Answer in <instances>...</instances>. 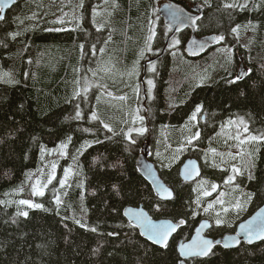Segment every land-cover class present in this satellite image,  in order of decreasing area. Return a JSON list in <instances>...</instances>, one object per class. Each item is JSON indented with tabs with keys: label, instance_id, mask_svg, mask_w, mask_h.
I'll use <instances>...</instances> for the list:
<instances>
[{
	"label": "trees",
	"instance_id": "16d2710c",
	"mask_svg": "<svg viewBox=\"0 0 264 264\" xmlns=\"http://www.w3.org/2000/svg\"><path fill=\"white\" fill-rule=\"evenodd\" d=\"M86 1L67 11L72 22L84 17L82 29L73 32L65 21L55 30L62 20L55 13L73 0H16L0 21V264H180L177 243L189 239L200 220L209 219L212 227L206 234L218 238L234 232L264 203V141L238 146L232 139L235 125L228 124L243 118L250 134L264 132V0H247L243 10L223 7L234 0H163L187 9L202 6L196 34L223 35L224 40L199 56L188 54L183 45L190 30L185 29L176 37L181 44L174 49L168 45L152 63L155 71L144 75L142 62L159 52L169 32L156 0H107V16L93 19L84 9ZM97 2L103 7L106 0ZM100 23L104 30H94ZM105 53L101 62L108 70L93 75L94 58L103 59ZM240 56L248 73L229 83ZM197 106L201 112L192 120ZM93 112L99 119H92ZM140 127L146 129L142 135H125ZM220 129L225 139L219 138ZM143 143L173 189L169 201L158 199L136 167ZM62 144L67 147L61 149ZM189 156L202 162L204 172L186 183L179 166ZM49 161L56 164L55 178L43 196H34L35 181L47 183L44 174L34 176ZM230 174L233 181L225 183ZM247 194H253L252 200L242 211L234 209L236 199L245 202ZM20 200L42 207L30 208ZM210 203L213 208L205 212ZM138 205L155 219L185 221L168 248L143 239L123 217L126 206ZM21 211L28 216L17 215ZM80 211L84 216L79 220ZM218 218L223 221L219 225ZM213 253L186 264H264V240L233 249L217 244Z\"/></svg>",
	"mask_w": 264,
	"mask_h": 264
},
{
	"label": "snow or ice",
	"instance_id": "6c2138e0",
	"mask_svg": "<svg viewBox=\"0 0 264 264\" xmlns=\"http://www.w3.org/2000/svg\"><path fill=\"white\" fill-rule=\"evenodd\" d=\"M107 2V0H106ZM81 7L83 6L82 3L80 5ZM259 4L254 5V7L259 8ZM223 7L225 9H235L237 7H239L240 9H247L248 7V2L247 0H245V3L243 4H238L235 2L232 3H225L223 5ZM3 9H0V12H2ZM94 16L98 15V13L94 12L93 13ZM66 15V14H65ZM4 17L0 16V20H3ZM191 19V18H189ZM60 23H63V20L58 21ZM95 22V21H94ZM192 23L195 24V20H192ZM105 27V23H100L97 26V31H100L101 29H103ZM239 25L235 28L232 29L233 33H238V29H239ZM155 36V32L152 31L151 34L148 36V40L151 41L152 38ZM13 38H15V34H13ZM112 39L111 35H109L108 40L110 41ZM215 40L217 42L223 41L224 40V36L223 35H219L215 37ZM108 41H105V43H107ZM180 41L179 40H174L173 41V46L179 44ZM201 47H203V45H200ZM83 47V46H82ZM93 47V54H95V45L92 46ZM150 50V49H149ZM99 51L101 53H103L105 51L104 48H100ZM108 69H103V68H98L96 70H91L93 71V75H96L98 71H107ZM148 71H155V65H151L148 69ZM242 75L238 74L234 80L229 81V83H235L237 80L242 79ZM77 83H79L77 81ZM147 84L149 85L148 88V94L151 95V91H152V87H153V81L151 79H149L147 81ZM87 87L84 89V91H87ZM135 91L137 92V94L139 93V86H136ZM109 95H111V93H108ZM76 95H79V93H76ZM119 99L124 100L126 99V97H119ZM201 107L202 106H197L195 111L193 112L192 116L190 119L195 120L197 117V113L201 112ZM77 118L80 116V112L76 113ZM92 119L93 120H97L99 119V117L97 116V114L95 112L92 113ZM136 119L139 120H143L142 116H138L136 117ZM133 123H135V119L133 120ZM239 124L243 126V130L245 133L249 132V128H248V124L247 122L243 119V118H239L238 122L237 121H233V120H229L228 124L229 125H233V124ZM104 127L108 129V131H112L111 127L108 124H104ZM135 131L138 134H143L146 129L143 127L140 128H129L128 132L125 133L126 136H128L131 139V133ZM199 137V133H195V135L190 138L188 140V143L190 144L192 139H196ZM232 139H235L238 141V146L240 145H245L251 142H259V141H264V132L259 133V134H250L247 135L244 139H241L240 135H236L235 137H232ZM133 143L135 141H132ZM61 149H64L67 147L66 144H62ZM214 151V150H213ZM43 152V149H42ZM61 155H63V152H61ZM231 155V153L229 154ZM191 163V162H190ZM52 168V173L49 174L47 176V183L46 184H41V181L39 179H37L35 181V183L32 185V194L34 196H43L44 195V188L47 187V184H50L52 182V180L55 178V169H56V164L53 163L51 165ZM233 172L239 174L240 170L238 168L233 167ZM197 175H199V172L197 171ZM68 176V170H65V178H67ZM31 178V177H30ZM249 178L251 179L252 177L249 176ZM234 177L233 176H229L228 179L225 181V183H231L233 181ZM66 182L65 180H61L60 183L63 186ZM212 190L215 191L217 188V185L212 184L211 185ZM162 192L165 193L168 197H172L173 193L171 191H169L168 189L164 188L162 189ZM204 195H209L208 192H205ZM221 197L224 195V193L220 194ZM252 196L253 194H247L246 196V201L245 202H241L239 199H236L235 203L232 204V207L234 209H236L237 211H242L244 209V203L246 202H250L252 200ZM58 204L60 203L59 198H57L56 201ZM197 203H199V199L197 200ZM216 203L219 204H223L224 200L223 199H218L216 201ZM19 204L21 205H27L30 208H41L42 205L38 204V203H32L29 200H20ZM213 208V204H208V207L204 209L205 212H208L209 209ZM157 211H159V208H157ZM225 212L228 211L227 208L224 209ZM129 215L133 216L137 222V225L144 229V232L141 233V235H146L148 240H151L154 244L160 245L162 248H168L169 247V238L172 236V234L177 230L178 227H180L181 225H183L185 223V221L183 219L179 220L177 223H171V222H167V223H160V224H156L153 223L151 218L148 217L143 211H139V212H133V211H129L128 213ZM261 214H264V209L260 210V213H258L257 215L260 216ZM17 215L19 216H24L27 217L28 216V212L27 211H21L18 212ZM223 221L220 220L219 218L216 220V223L219 225L221 224ZM76 223H80V221H76ZM82 227L84 225H81ZM130 227H132V225H129ZM208 227L207 223L201 224L200 228L197 229V236L196 238H194L190 243L187 244H180L179 245V255L181 257H206L209 254H215L213 253V248L215 246V244H220V241H213L210 239H204L200 236V229ZM241 230L245 233V235L248 237V242L252 243L253 238L255 239H259V240H264V221H261L260 223H256V219L254 218L252 221H249L247 224H242L241 226ZM92 232H95L96 229L95 228H91L90 229ZM109 235H114V233H109ZM237 244L239 243L238 240L235 241ZM224 247L227 248L229 247L228 244H224ZM99 249H95V252H98ZM180 264H185V262L183 260L180 261Z\"/></svg>",
	"mask_w": 264,
	"mask_h": 264
},
{
	"label": "water",
	"instance_id": "95a60500",
	"mask_svg": "<svg viewBox=\"0 0 264 264\" xmlns=\"http://www.w3.org/2000/svg\"><path fill=\"white\" fill-rule=\"evenodd\" d=\"M13 2H14V0H0V9H3V11L0 12V16L4 15L5 11L11 6V4ZM201 13H202V9L198 4H193L190 7V9H187L183 5L176 3V2H173V1L160 5V7L158 9V14L162 18L164 23L171 28V32L167 36L165 44H167L170 37L176 31L181 30L185 27H189L190 28V36H189V39L186 43L187 49L189 47L195 46L197 51L199 50L202 52L206 48H208L212 44V42L214 40V36L211 35V36L197 37L195 35V24L192 23V20H196L201 15ZM189 18H191V19H189ZM201 44L203 45V47L200 46ZM149 60H151V59H149ZM246 69H247V67L245 66L243 60L240 59L239 64H238L237 69H236V76L238 74H240L244 78L248 73V70H246ZM148 151H149V149H148L147 145L144 144L142 146L141 153L138 154L141 157L136 159L137 169H138L139 173L141 174V176L143 178H145L148 181V183L152 186L156 196L159 199L170 200L173 197V195H172V197H168L165 193L162 192V189L166 188L173 193L172 189L170 187H168L166 185V183L163 181V179L160 177V175H159L155 165L153 164V162L148 160V158H144V155H146L148 153ZM197 171L199 172V175H200V166H199L198 161L195 158H187L180 165L179 176L181 177V179L183 181H192L196 177L199 176V175H197ZM261 209H264V204H262L257 210H255L246 219L240 221L236 226L235 233L227 234V235L223 236L222 238H218L215 240L205 236L206 231L210 228V225H211L209 220H207V219L201 220L197 224V226L195 227L194 232H193L192 236L190 237V239L185 241V242L180 241L178 243V245H177L178 254H179V245L182 243H184V244L190 243L194 238H196L197 229L200 228V225L204 224V223H207L208 227L200 229V236L204 239L213 240L214 242L220 241L223 246H224V244H228L230 248H233V247L237 246L241 241H243L247 244H254V243L261 241L259 239L253 238L252 243H249L248 237L245 235V233L241 230V227H240L242 224H247L249 221H252L254 218L256 219V223H260L261 221H264V214H261L260 216L257 215L258 213H260ZM130 210L133 212L143 211L148 217H150V215L145 211V209L142 208V206H138V207L128 206L124 209L123 214L126 217V219H128L132 224H134L138 228V230L141 234L142 232H144V229L140 228L137 225L135 218L128 214ZM150 218H151L152 222L156 223V224L167 223V222L175 223L169 219H153L152 217H150ZM176 231L172 234V236L176 233ZM141 236L144 239L148 240L146 235H141ZM171 237L169 238V240L171 239ZM236 240L239 241L238 244L235 242ZM148 241L150 243H153L151 240H148ZM154 245L161 247L160 245H157V244H154ZM180 258L186 264L185 260L193 258V257H181L180 256Z\"/></svg>",
	"mask_w": 264,
	"mask_h": 264
},
{
	"label": "rangeland",
	"instance_id": "374dc122",
	"mask_svg": "<svg viewBox=\"0 0 264 264\" xmlns=\"http://www.w3.org/2000/svg\"><path fill=\"white\" fill-rule=\"evenodd\" d=\"M164 1L163 0H156L155 1V5H156V7H158L159 5H161V3H163ZM69 6L66 8V9H61V11L60 10H58V12H56L55 13V15L56 16H58V20L59 19H62L63 21H65L66 23L64 24V25H66V24H71L72 26L70 27V29H68V30H71L72 32L73 31H76V30H81L82 28L80 27L81 25H83L82 23H83V19H84V17H82L81 18V20H78L77 19V17H76V19H75V21L74 22H72L68 17H67V11H68V9L69 8H71V7H77L78 5H81L80 4V0H73V2L71 3V2H69ZM102 4V2L99 4V5H101ZM99 5H98V2H97V0H87L86 1V3L84 4V9H88V14H89V17H90V19H93V18H99L100 16H107V14H108V12H109V7H110V5L107 3V2H104V6L103 7H99ZM192 5H190V7H191ZM94 12H96V13H98V15H95L94 16ZM158 12V11H157ZM66 14V15H65ZM79 16H81V15H79ZM211 20V18H209V21ZM58 28H59V22H57V25H56V27H55V30H58ZM94 30H96L97 31V27H95V28H93ZM102 30H104V28L102 29ZM177 36H175V37H173L171 40H170V42H169V46L170 45H172L173 46V41L174 40H177V38H176ZM179 40V39H178ZM180 41V40H179ZM220 42H218V44H219ZM179 44H181V42L179 43ZM179 45L177 44V45H175V46H173L172 47V49H174V48H176V47H178ZM107 55L108 54H103L102 55V57H103V59H100L99 57H95L94 58V63H93V70H96V69H98V68H103V69H105V65H103V62H101V61H105V59L107 58ZM238 64H239V60H238V63H237V66H238ZM244 64H245V62H244ZM151 65H153L152 63H150L148 66H147V69L151 66ZM89 66H92V60H91V62H90V64H89ZM237 66H236V69H237ZM245 66H247L246 64H245ZM248 67V66H247ZM236 69H235V72H236ZM101 73H104V71H98L97 72V74H101ZM96 74V75H97ZM90 81H88L87 83H89ZM149 86V85H148ZM237 122H238V120H237ZM235 125V129H234V135L236 136V135H240V137H241V139H244L247 135H249V132L248 133H245L244 132V130H243V126L242 125H239L238 123L237 124H234ZM218 134H219V138L220 139H225L226 138V133L222 130V129H220V132H218ZM215 137V136H214ZM49 160V159H48ZM46 167H48L46 170H44ZM67 170V169H66ZM206 171H208V169H206ZM52 173V168H51V164H50V161L46 164V165H44L43 167H42V169H40V170H38L37 172H36V175L34 176V177H41L43 174H44V181L45 182H47V176L49 175V174H51ZM229 176H233V174H230ZM228 176V177H229ZM227 177V178H228ZM33 178V177H32ZM61 181V180H60ZM219 195H220V193H219ZM217 196V195H216ZM29 198H31V197H29ZM84 215L83 214H81V211L77 214V216H76V218L77 219H81L82 217H83Z\"/></svg>",
	"mask_w": 264,
	"mask_h": 264
},
{
	"label": "bare ground",
	"instance_id": "6f19581e",
	"mask_svg": "<svg viewBox=\"0 0 264 264\" xmlns=\"http://www.w3.org/2000/svg\"><path fill=\"white\" fill-rule=\"evenodd\" d=\"M199 2V1H198ZM16 3V0H14V2L11 4V6L7 9V10H9L14 4ZM166 3H168V2H166ZM162 4H165V3H162ZM161 4V5H162ZM159 7H160V5H159ZM159 7H158V9H159ZM201 7V6H200ZM158 9H157V11H158ZM188 9H190V7L188 8ZM201 9H202V13H201V15L203 14V7H201ZM6 10V11H7ZM6 11H5V13H4V15H3V17L5 16V14H6ZM9 13V12H8ZM159 15V14H158ZM201 15L195 20V35L197 36V37H204V36H214V40H213V42H212V44L208 47V48H206L204 51H197L196 50V47L195 46H193V47H189L188 49H187V41H188V39H187V41L185 42V46H184V48H185V51L188 53V54H192V53H194V54H196V55H201V54H203V53H205V52H207L211 47H213L214 46V44H215V35L214 34H207V35H201V36H199V35H197L196 34V21L201 17ZM160 17V16H159ZM161 18V17H160ZM161 20H162V18H161ZM1 21V20H0ZM162 22L164 23V21L162 20ZM164 25L169 29V32H168V34H167V36L170 34V32H171V28L169 27V26H167L165 23H164ZM189 29L190 30V28L189 27H185V28H183V29ZM183 29H181V30H183ZM181 30H178V31H181ZM178 31H176V32H178ZM124 32V31H123ZM128 32V31H127ZM175 32V33H176ZM175 33L170 37V39L168 40V42H167V44H165V41H166V38H167V36H166V38H165V41H164V45L162 46V48L159 50V52L156 54V55H154V56H151V57H148V58H146L143 62H142V72H143V75L145 74V72L147 71V65L148 64H150V63H152V62H154L157 58H159V57H161L162 55H163V53L165 52V50L167 49V46L169 45V42H170V40L173 38V36L175 35ZM125 36V35H124ZM76 37V36H75ZM212 51H213V49H212ZM207 56L208 57H210V55L209 54H207ZM215 56V55H214ZM149 59H151V60H149ZM214 59V58H213ZM240 59H242L241 58V56H240ZM128 60V59H127ZM126 60V61H127ZM208 60V59H207ZM203 62V61H202ZM220 63V62H219ZM230 63V62H229ZM217 64V63H216ZM221 64H223V63H221ZM209 66V65H208ZM210 67V66H209ZM222 67V66H221ZM247 67V66H246ZM207 68V67H206ZM211 68V67H210ZM223 68V67H222ZM226 68V67H225ZM217 69V68H216ZM212 70V69H211ZM246 70H248V68L246 69ZM215 72V71H214ZM219 72V71H218ZM211 73V72H210ZM229 73V72H228ZM216 74H218V73H216ZM219 74H220V72H219ZM221 75V74H220ZM217 75H215V77H216ZM216 80V79H215ZM141 83H142V88H143V94H144V96H145V84H144V76L143 77H141ZM144 99H145V97H144ZM178 107V106H177ZM163 111V110H162ZM169 116V115H168ZM144 144H146L147 145V147H148V144L147 143H143V145ZM142 145V146H143ZM149 148V147H148ZM200 151V150H199ZM205 151V150H204ZM141 153V152H140ZM139 153V154H140ZM255 156V155H254ZM257 156H258V154H257ZM141 156H137V158L136 159H138V158H140ZM144 158H148V160H150V161H152L150 158H149V151H148V153L146 154V155H144ZM187 158H195L197 161H198V163H199V166H200V175L198 176V177H196L194 180H192V181H183L182 179H181V177H180V179H181V181L182 182H186V183H189V182H193V181H195V180H197L198 178H200V176H201V174H202V168H201V164H200V161L195 157V156H189V157H187ZM187 158H185V159H187ZM184 159V160H185ZM253 159V158H252ZM183 160V161H184ZM183 161H182V163H183ZM153 162V161H152ZM181 163V164H182ZM153 164L155 165V163L153 162ZM180 164V165H181ZM137 167V166H136ZM156 167V166H155ZM179 168H180V166H179ZM157 169V168H156ZM158 171V170H157ZM76 172V171H75ZM159 173V172H158ZM141 175V174H140ZM160 175V174H159ZM76 176V175H75ZM161 177V176H160ZM162 178V177H161ZM145 179V178H144ZM146 180V179H145ZM147 181V180H146ZM164 181V180H163ZM148 182V181H147ZM165 182V181H164ZM166 183V182H165ZM84 184V183H83ZM166 185L168 186V187H170L167 183H166ZM84 186V185H83ZM151 186V185H150ZM152 187V186H151ZM84 188V187H83ZM171 188V187H170ZM6 189V188H5ZM153 189V188H152ZM172 189V188H171ZM88 191V190H87ZM154 191V190H153ZM172 191H173V189H172ZM4 193V192H3ZM84 193V192H83ZM155 193V192H154ZM156 195V194H155ZM173 196H174V192H173ZM172 198H174V197H172ZM171 198V199H172ZM159 199V198H158ZM170 199V200H171ZM161 200V199H160ZM162 201H169V200H162ZM2 204V203H1ZM14 204V203H13ZM162 204V203H161ZM264 204V203H263ZM5 206V205H4ZM138 206H142V205H138ZM138 206H132V207H138ZM126 207H128V206H126ZM125 207V208H126ZM26 208V207H25ZM24 208V209H25ZM124 208V209H125ZM142 208L143 209H145L143 206H142ZM259 208V207H258ZM257 208V209H258ZM124 209H123V212H124ZM256 209V210H257ZM54 211V210H53ZM145 211L147 212V210L145 209ZM255 211V210H254ZM253 211V212H254ZM123 212H122V215H123V217L126 219V217L124 216V214H123ZM252 212V213H253ZM148 213V212H147ZM251 213V214H252ZM149 214V213H148ZM251 214H249L248 216H250ZM150 215V214H149ZM247 216V217H248ZM150 217H151V215H150ZM247 217H245L244 219H246ZM153 218V217H152ZM153 219H155V218H153ZM164 219H167V218H164ZM244 219H242V220H244ZM170 220V219H169ZM202 220H204V219H202ZM207 220H209V219H207ZM241 220V221H242ZM126 221H128L129 223H131L128 219H126ZM201 221V220H200ZM199 221V222H200ZM209 222H210V224H211V221L209 220ZM177 223V222H176ZM239 223V222H238ZM237 223V224H238ZM132 224V223H131ZM133 226H135L134 224H132ZM237 226V225H236ZM136 227V226H135ZM210 227H211V225H210ZM137 228V227H136ZM138 229V228H137ZM235 229H236V227H235ZM209 230V229H208ZM207 230V231H208ZM206 231V232H207ZM138 232H139V230H138ZM233 233H235V230H234V232H232V233H227V234H233ZM139 234H140V232H139ZM193 234V233H192ZM227 234H225V235H227ZM141 235V234H140ZM225 235H223V236H225ZM192 236V235H191ZM205 236H207L206 235V233H205ZM223 236H221V237H218V238H222ZM142 237V236H141ZM207 237H209V238H212V237H210V236H207ZM143 238V237H142ZM218 238H212L213 240H215V239H218ZM144 239V238H143ZM190 239V238H189ZM189 239H187V240H189ZM146 240V239H145ZM187 240H180V241H183V242H185V241H187ZM148 241V240H147ZM179 241V242H180ZM261 241H263V240H261ZM178 242V243H179ZM260 242V241H259ZM259 242H257V243H259ZM178 243H177V245H178ZM240 243H245V242H243V241H241ZM239 243V244H240ZM153 244V243H152ZM238 244V245H239ZM247 244V243H246ZM255 244V243H254ZM215 245H217V244H215ZM218 245H221L222 247H224L221 243L220 244H218ZM237 245V246H238ZM249 245H251V244H249ZM156 246V245H155ZM237 246H235V247H237ZM157 247H159V246H157ZM235 247H233V248H235ZM160 248H162V247H160ZM225 248V247H224ZM228 249H233V248H230V247H227ZM178 251V250H177ZM193 258H195V257H193ZM187 260V259H186ZM185 260V261H186Z\"/></svg>",
	"mask_w": 264,
	"mask_h": 264
},
{
	"label": "flooded vegetation",
	"instance_id": "af4514ba",
	"mask_svg": "<svg viewBox=\"0 0 264 264\" xmlns=\"http://www.w3.org/2000/svg\"><path fill=\"white\" fill-rule=\"evenodd\" d=\"M201 7H202V6H201ZM6 12H7V11H6ZM187 29H188V28H187ZM168 30H169V29H168ZM183 30H185V29H183ZM183 30H181V31H183ZM181 31L176 32L175 35H174L173 37L177 36L178 33L181 32ZM185 42H186V41H185ZM185 42H184L183 48H184V46H185ZM216 44H217V42L214 44V46H215ZM167 47H168V46H167ZM184 49H185V48H184ZM192 54H194V53H192ZM152 63H153V62H152ZM148 65H149V64H148ZM148 65H147V66H148ZM201 168H202V171L204 172V169H203V166H202V162H201ZM211 227H212V223H211ZM211 227L209 228V230L211 229ZM209 230H208V231H209ZM208 231H207V232H208ZM207 232H206V233H207ZM206 235H207V234H206ZM207 236H209V235H207Z\"/></svg>",
	"mask_w": 264,
	"mask_h": 264
}]
</instances>
